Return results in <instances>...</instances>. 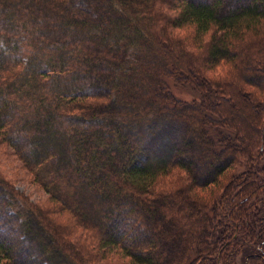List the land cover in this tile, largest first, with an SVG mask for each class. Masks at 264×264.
Masks as SVG:
<instances>
[{
    "label": "trees",
    "instance_id": "16d2710c",
    "mask_svg": "<svg viewBox=\"0 0 264 264\" xmlns=\"http://www.w3.org/2000/svg\"><path fill=\"white\" fill-rule=\"evenodd\" d=\"M0 146L7 264H264V0H0Z\"/></svg>",
    "mask_w": 264,
    "mask_h": 264
},
{
    "label": "rangeland",
    "instance_id": "374dc122",
    "mask_svg": "<svg viewBox=\"0 0 264 264\" xmlns=\"http://www.w3.org/2000/svg\"><path fill=\"white\" fill-rule=\"evenodd\" d=\"M168 83L171 93H173L174 96L179 100L185 102H191L199 99L198 92L192 89L191 87H181L173 83V81H170ZM237 107L235 110L239 112L238 114H240V116L246 115L245 111L240 112V108ZM193 131L194 130L189 128L187 133L182 135L181 138L184 139V137L188 135L190 139H194L192 137L194 133ZM245 168L248 169V166L244 165L243 167L242 166L238 167L236 173L237 174L243 173ZM0 170L5 175V178H7L12 183H14V185L20 191H23L25 192L26 195H29L32 198V200L42 202V200L44 201L47 199V194H45L43 190L39 188V186L34 181V178L30 174V172L23 166V164H21L16 159V157L13 155L12 152H9V149L7 147H3V146H0ZM238 212H239L238 210H235L236 214H238ZM173 235L177 236L178 234L173 233ZM169 238H173V236H170ZM166 240L168 241V239ZM103 264H130V263L127 260H123V258L120 256L112 255L107 260H105ZM166 264H170V263L167 262ZM171 264H176V261L172 260ZM234 264H243L242 257L241 256L237 257L235 259Z\"/></svg>",
    "mask_w": 264,
    "mask_h": 264
},
{
    "label": "clouds",
    "instance_id": "9594fccd",
    "mask_svg": "<svg viewBox=\"0 0 264 264\" xmlns=\"http://www.w3.org/2000/svg\"><path fill=\"white\" fill-rule=\"evenodd\" d=\"M0 264H7V260L5 259H0Z\"/></svg>",
    "mask_w": 264,
    "mask_h": 264
}]
</instances>
